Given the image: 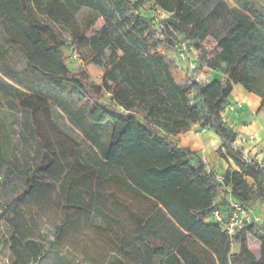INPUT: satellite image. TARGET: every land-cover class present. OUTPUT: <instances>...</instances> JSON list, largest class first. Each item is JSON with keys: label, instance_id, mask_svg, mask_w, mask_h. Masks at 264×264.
<instances>
[{"label": "trees", "instance_id": "trees-1", "mask_svg": "<svg viewBox=\"0 0 264 264\" xmlns=\"http://www.w3.org/2000/svg\"><path fill=\"white\" fill-rule=\"evenodd\" d=\"M142 1L0 0V33L10 49L20 51L26 69L46 83L43 88L58 94L53 98L57 107L91 143L86 157L75 152L79 167L94 171L101 183L117 185L154 203L153 211L138 223L136 234L120 248L121 258L136 264H184L177 251L189 242L213 255L217 264H258L239 236L247 230L264 247V233L256 223L230 239L218 224L207 221L228 199L247 209L264 202V168L233 149L236 133L221 119L212 118L209 109L223 106L238 84L259 97L260 108L264 106V4L258 0H231L233 5L224 0H151L172 18L163 23L164 36L158 40ZM82 9L90 14L79 24L76 17ZM98 19L103 25L86 39ZM63 33L84 43L93 56L111 45L121 52L119 60L100 76L98 89L83 70L69 69ZM173 33L193 42L202 55L207 53L202 43L211 40L212 57L206 68L220 71L223 81L188 85V80H179L176 67L158 46L161 41L163 47L173 49ZM5 86V100L11 110H19L20 129L28 132L33 158L31 165L21 168L8 161L0 134L1 193L17 182L29 188L34 172L57 162L34 131L36 114L28 107L33 97ZM101 91L109 96L108 102L102 100ZM194 125L209 128L223 140L216 154L230 159L236 170L229 167L222 183L205 170L196 153L177 145L176 138ZM79 180L78 170L62 172L58 194L64 208L84 209ZM9 217L4 207L0 218ZM59 233L57 228L55 234ZM6 237L16 238L13 227L8 226ZM233 242L239 243V249L231 254ZM52 246L44 249L33 239L21 242L29 264H43ZM110 264H121V259L113 256Z\"/></svg>", "mask_w": 264, "mask_h": 264}, {"label": "rangeland", "instance_id": "rangeland-1", "mask_svg": "<svg viewBox=\"0 0 264 264\" xmlns=\"http://www.w3.org/2000/svg\"><path fill=\"white\" fill-rule=\"evenodd\" d=\"M224 1L233 5L231 0ZM142 6L152 17L157 39H163V23L171 21V16L154 7L151 0L142 1ZM89 14L88 10L82 9L76 17L78 23L84 22ZM102 25L103 21L98 19L85 38H91ZM170 39L173 49L163 47L161 41H158V46L167 58H174L178 62L175 66L177 78L188 80V85H191V81L209 83L211 77L206 72V61L212 57V41L202 43L203 50L207 51L202 55L193 42L175 33ZM62 40L69 69L73 73L83 70L97 89L102 73L121 57V52L114 45L93 56L84 43L72 41L68 33H63ZM181 46L186 49L183 60L178 55ZM218 72L219 78L222 77V73ZM6 84L33 97L28 107L36 114L34 131L45 148L55 154L57 162L40 172H34L29 188L17 182L6 192H0V211L4 207L10 211L8 220L0 218V264H29L21 247L24 239L38 241L44 249L50 243L53 244L43 264H110L113 256L120 258L121 264H136L121 258L119 251L136 234L138 223L153 211L154 203L130 195L117 185L101 183L94 171L79 167L75 152L80 151L86 157L92 148L91 143L57 107L53 98L57 99L58 94L49 87L47 90L43 88L47 87L46 83L36 73L26 69L20 51L10 49L0 33V134L6 159L21 168L26 163L31 165L33 144L28 132L20 129L22 118L19 110H11L5 100ZM101 97L104 102H108L109 96L102 91ZM221 107H211L210 116L218 119L219 113L223 111ZM262 108L264 115V106ZM262 118L264 122V116ZM198 129L202 127L198 125ZM96 132L100 133V130ZM68 169L78 170L80 174L79 187L85 200V207L80 211L64 208L58 194L60 176ZM247 182L252 184L249 179ZM8 226L16 232L14 240L6 237ZM257 227L264 233V224ZM57 228H60L58 235L55 234ZM239 236L244 237L258 264H264V247L247 230ZM230 247L231 254L237 253L239 243L233 242ZM177 252L184 264H198L196 256H208L198 244L189 242H183Z\"/></svg>", "mask_w": 264, "mask_h": 264}, {"label": "crops", "instance_id": "crops-1", "mask_svg": "<svg viewBox=\"0 0 264 264\" xmlns=\"http://www.w3.org/2000/svg\"><path fill=\"white\" fill-rule=\"evenodd\" d=\"M258 1L264 4V0ZM168 59L177 67L178 62L174 58L168 57ZM206 72L211 77L209 81H223L224 79L223 74L219 78V72H213L207 68ZM221 108L223 111L219 113L218 119H221L236 133V138L232 143L233 149L238 150L245 160L255 161L264 168V122L262 118L264 115L261 111L263 108H260L259 97L251 94L242 84H238ZM176 139L179 147L188 148L196 153L207 172L212 171L216 176H222L229 167L236 170L230 159L226 161L217 156L216 152L221 145V140L215 132L198 129V125H194L188 132L179 135ZM219 199L220 197L217 201ZM250 211L257 226L264 224V202L252 204ZM195 258L201 264H217L213 255Z\"/></svg>", "mask_w": 264, "mask_h": 264}, {"label": "built area", "instance_id": "built-area-1", "mask_svg": "<svg viewBox=\"0 0 264 264\" xmlns=\"http://www.w3.org/2000/svg\"><path fill=\"white\" fill-rule=\"evenodd\" d=\"M179 50L178 55L183 60L186 49L184 46H181ZM216 181L222 183V177L216 176ZM207 221L218 224L226 237L231 239L242 232L247 225L255 223V218L251 214L250 209H247V207L239 202L228 199L224 207L214 209L211 212Z\"/></svg>", "mask_w": 264, "mask_h": 264}]
</instances>
